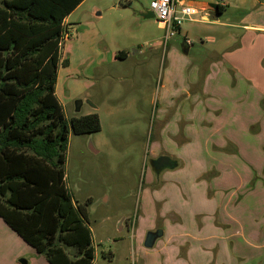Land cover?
Wrapping results in <instances>:
<instances>
[{
  "label": "rangeland",
  "instance_id": "374dc122",
  "mask_svg": "<svg viewBox=\"0 0 264 264\" xmlns=\"http://www.w3.org/2000/svg\"><path fill=\"white\" fill-rule=\"evenodd\" d=\"M103 1L106 2L100 4L101 7L96 9L93 0H88L69 16L74 37L66 42V45L74 50L78 61L75 58L74 67L65 70L71 72V75L73 74L75 85L66 88L62 98L64 110L69 117L97 112L101 120V131L70 134L65 163L66 184L75 203H85L89 200L87 203L88 224L91 227L93 244L96 249L95 264H138L136 260L138 258V252L136 251L138 236L141 229H144L143 227L147 224L142 213L141 200L146 188L149 187V177L153 175L159 181L162 176L167 174L166 176H174L177 179L181 176L183 177L182 180L186 182L182 187L178 185V192L170 195V202L166 205L167 209L176 208L180 200L191 201L190 194L183 190L189 187L191 175L186 173L181 175L183 171H179L181 168L178 169V172L164 169L158 174H153L151 160L154 159L152 157L154 150L159 148L163 153L169 151L174 155L186 153V157L179 159L181 166L182 163L189 165L188 160L194 158L190 156L192 153L194 155L199 154V165L202 157L206 161L209 160L208 146L202 139L184 146L188 141H186L182 125L187 119L193 121L194 116L190 117L191 113L188 112L187 116L184 114L185 120L183 117L179 120L176 119L175 110L179 104L178 99L181 97L179 94L177 98L172 96L173 103H169L172 110L169 113L167 112L168 119L172 118L175 123L178 122V125L170 123L166 128L168 130L166 131L167 135L165 134L176 143H172L170 146L159 142V140H163V137H166L165 135L160 136L161 131L165 129L164 120L166 116L163 114L162 100H159V91L166 87L175 89L176 86L183 85L194 92L198 87H201L203 83L199 82L200 77L193 76V70L194 67L200 64L202 57L208 53L207 47L211 45H201L200 38H206L208 35L218 38L224 33V30H208V26L205 24L206 20L202 18L203 12H200L195 16L200 19V22L187 19L182 24V28L189 32L188 38L193 41L188 53L184 52V37L178 34L171 37L166 46L162 40L161 46L152 51L150 49L154 41H148L147 39L155 35L164 36L165 30L158 25L156 18L146 19L140 15L141 11L135 9V7L141 5L148 9L151 0ZM261 1L262 4L257 3L252 6L251 0H228L229 7L224 14H221L219 21H225L229 25L225 29V33L232 38L228 47L224 46L221 49H216V51L222 50V52L224 48H227L226 51L230 50L232 61L237 60L243 64L249 74H257L254 77L257 83L258 81L264 82V70L260 66V58L264 53V36L259 35L257 37L256 32L252 34L248 32L245 37L247 32L235 26L244 27L243 23L259 21L260 19L264 22V0ZM113 4H116V6L112 7ZM101 11L102 13L98 14ZM89 13L92 19L98 20V23L102 26L105 40L101 46L109 44L111 40L115 43L125 41L128 46L127 50L132 54L134 60L121 67L120 77L111 75L109 73L110 68L105 76L102 68L91 75L90 73L82 75L80 72L82 67L79 64L78 57L84 53L81 46V42L84 41V34L82 33L83 28H78V25ZM136 15L141 18L136 19ZM111 22L115 25H111ZM141 23H145V26ZM108 37H111V40ZM239 40L243 41L239 43ZM241 43L242 46H239ZM171 44L178 50L177 56L168 47ZM189 45H191L190 42ZM64 48L65 45L62 48V54ZM237 48L238 51L234 52ZM139 49H142V53H135ZM168 56H173L175 59L179 57V61L184 63L186 69L183 76L178 75L176 78L165 76ZM164 63L165 66H163ZM63 72L64 70L61 72V77H63ZM196 73L198 74V72ZM110 75L114 77H110ZM259 78H262L263 81ZM138 80L141 81L143 89L146 90V102L143 105L135 100L136 90L134 85ZM66 81L69 82L67 79ZM248 81L254 82L251 78ZM114 88L119 89V95L116 94L117 100L112 102L107 97L110 96L109 94ZM246 92L247 89L241 95L244 100ZM251 96L253 98V94ZM79 99L83 103L80 110L77 111L76 101ZM252 118L253 114L250 111V114H247L241 121L247 122ZM229 129L228 127L227 130ZM231 129L232 135L239 142L244 143V151H241L240 144L236 145L238 141L235 140H232L230 144L228 143V146H233L242 155L245 154L252 161L257 162L259 157L256 155L255 149L258 147L261 149L263 146L264 150V133L263 136L258 137L261 134L260 122L249 125L247 131H244L239 125L232 126ZM196 163L197 161L194 160V165ZM244 172L241 171L242 174ZM205 176L209 179L211 176L209 170L206 171ZM255 176L258 180L264 176V172L263 174L257 173ZM201 180L205 179H199V181ZM262 180L264 182V179ZM195 184L198 185L196 182ZM234 184L233 175H228L226 183L217 182V185L224 186V189L227 190L225 192H234L233 204L235 201V205L238 204L233 208L232 213L239 216L242 224L241 227L238 224H231L228 227L230 233L234 234L236 232L237 237H239L244 233V228L247 226L248 230L253 229L252 232L257 236L263 233L264 238V184L263 188L255 190L254 193L251 192L253 189L247 191L248 184L247 187L242 189H238ZM255 185L251 183L249 186L253 187ZM212 192L208 193L209 198H212ZM177 212L178 210H172L169 216L172 218L175 216L176 218L178 217L176 216ZM251 218H253L252 222ZM137 219L139 223L135 227ZM4 227L7 226L0 218V264H12L14 258H17V264H20L22 260L23 264L27 262L38 264L41 261L38 260V257L43 254H37L16 233L12 234L13 231L9 228V232H5ZM135 232H137V238H135ZM15 237L18 241L15 240ZM235 239L237 238H233L232 241ZM12 250L19 256L11 257L10 252ZM41 257L44 258V255Z\"/></svg>",
  "mask_w": 264,
  "mask_h": 264
},
{
  "label": "crops",
  "instance_id": "0c3cea01",
  "mask_svg": "<svg viewBox=\"0 0 264 264\" xmlns=\"http://www.w3.org/2000/svg\"><path fill=\"white\" fill-rule=\"evenodd\" d=\"M87 1L88 0H83L65 19V24L68 26L71 34L63 44V46L65 45V48L63 49L62 60L67 59L68 65L60 66L56 83V94L62 103L63 108L64 104L62 98L64 97L67 86L70 88L75 85L73 74L71 75V72H66L65 70L73 68L76 61H78L74 50L68 48L66 45V42L74 37L69 16ZM104 2L106 1L93 0V5L97 9L101 7L100 4ZM186 2L198 9L199 12H203L202 18H204L210 10L217 9L216 6L219 5L222 10L221 12L218 11L217 19H207L205 24H207V28L210 31L224 30L223 34L225 35L222 37V34L218 38L213 35H208L206 38H200L201 45H211L210 47H207L208 53L202 57L203 59H201L200 64L194 67L195 71L193 70V76L200 77L199 82L203 83L201 87H198L194 92L183 85L176 86L175 89L166 87L162 91H159V100H162V110L163 114L166 116V119L164 120L165 129L161 131L160 136L167 135V126L170 123H175L172 118L168 119V113L172 110L169 103H173L172 96H176L177 98V96L180 95L181 97L178 99L179 104L175 110L177 115L176 119L179 120L181 117L184 119V114L187 116L188 112L191 113L190 117L194 116L193 121L190 119H184L185 121L182 125V130L186 135V141H188L184 146H188L190 143L202 139V141L208 146L209 160L206 161L200 155L202 160H200L201 164L199 165V154L194 155V153H192L190 156H193L194 158L188 160L189 165L182 163L181 166L179 159H181V157H186V153L174 155L169 151L163 153L159 148L154 150V153L152 154L153 158L167 155L177 161L176 167L167 169L178 172V169L181 168L179 170H183L181 175L184 173L191 175V181H189L191 183L188 184L189 187L183 189L190 194L189 197L191 198V201L185 202L180 200L176 208L167 209L166 205L170 202V195L178 192V185L182 187L186 182L182 180L183 177L181 176L177 179L174 176L168 177L166 176L167 174L162 176L159 181L153 175L149 177V187L146 188L141 200L142 213L145 216L147 224L143 227L144 229H141L139 232L138 246L136 248L138 258L136 260L138 264H264L263 233L257 236L252 232L253 229L248 230L247 226L244 228V233L239 235V237H237L238 234H236V232L234 234L230 233L228 227L231 224H238L239 227H241L242 224L239 216L232 213L233 208L238 204L235 205L236 201L233 204L234 192H225L227 190L224 189V186L217 185V182L226 183L228 175H233L234 185H236L238 189L247 187V184V191L253 189L251 191L252 193L259 188H263L264 182L262 179H264V176L260 177L258 180L255 178L257 177L255 176L257 173L263 174L264 172L263 146L261 149L259 147L255 149V152H257L256 155L259 157V160L256 162L252 161L251 158L245 154L242 155V153H240L239 150H235L233 146H228V143L230 144L232 140L238 141L237 138L232 135V126L239 125L240 128L247 131L249 125L255 122H260L261 134L258 137L263 136L264 82L258 81L257 83L254 78L257 74H249L247 68L243 64L239 63L237 60L232 61V54L230 50L226 51L227 48H224L223 52L222 50L216 51V49H221L224 46L228 47L232 38L225 33V29L229 27V25L225 21H219L221 14H224L229 7L228 0H186ZM257 3L262 4V1L251 0L252 6ZM115 6L116 4L112 5V7ZM135 9L136 11H141L140 13L145 11L144 6L142 5L135 7ZM101 13L102 11L98 12V14ZM136 17V19L141 18L138 15H136ZM191 20L200 22V19L195 16ZM98 22V20L92 19L90 13L85 16L83 21L79 22L78 28H83L82 33L84 34V41L82 40L83 42H81L84 53L78 57L79 64L82 67L80 72L82 75H88L89 73L91 75L94 74L96 70L102 68V72L105 76L108 74L107 71L110 68L109 73L111 75H117V77H120L121 67L131 63L134 59H132L131 52L127 50L128 46L125 41L115 43L112 42L110 39L111 37H108L109 40H111L109 41L110 43L101 46L105 40V35L102 26H100ZM111 23V25H115L113 22ZM157 23L162 27L161 23L158 21ZM141 25L145 26V23H141ZM242 25H244V27H235L244 29L247 32L245 37L248 32L251 34L256 32L258 34L257 37L259 35L264 36V22H262V19L259 21L246 22ZM188 33V30H184L181 27L178 35H182L184 41ZM187 39L191 44L189 47L192 46L193 41L188 38V36ZM147 40L154 41V44L150 49L154 51L157 47L161 46L163 35H155ZM242 41L239 40L238 42L240 43ZM239 46H242V43L241 45L239 44ZM168 47H170L174 52V55L177 56L178 50L176 47L173 44ZM237 51L238 48L234 52ZM135 53H142V49L137 50ZM263 59L264 53L260 58V66L264 70ZM165 63L163 66H165ZM185 69L186 67L182 61H179V57L175 59L173 56H168L165 66L166 77L170 76V78H176L178 75L183 76ZM62 70H64V80L63 77H61ZM174 71L175 74L173 75ZM196 72H198V74ZM111 75L110 77H114ZM249 78L253 79L254 82L248 81ZM66 79L69 80V82L66 81ZM259 80H262V78H259ZM134 88L136 90V102L143 105L146 102V90L143 89L140 80L136 82ZM245 89H247V92L245 93L246 98L244 100L241 95L245 92ZM118 90L119 89L114 88L110 92V96L107 97L109 101L114 102L117 100L116 94L119 95ZM113 94L115 96H111ZM210 94L213 96H208ZM251 94H253V98ZM250 111H252L253 118L247 122L241 121L247 114H250ZM89 113L92 112L86 114ZM65 115L67 119L71 118L66 112ZM185 123L188 124L185 126ZM175 125H178V122H176ZM201 126L203 127L201 128ZM228 127L230 128L229 130H227ZM159 142L169 144L170 146L172 143H176L168 136L163 137V140L161 139ZM237 144H240L241 151H244V143L238 141L236 145ZM194 160L197 161L196 165H194ZM207 170H209V173L211 174L209 179L205 176ZM241 171L245 172L242 174ZM152 173L156 174L153 167ZM199 179L205 180L199 181ZM194 181L198 185H196ZM251 183L256 185L250 187L249 185ZM211 191H213L211 195L212 198H209L208 193ZM172 210H178L176 214L178 217L175 218V216H173L174 218H172L169 216ZM252 220L253 218H251V222ZM2 221L7 226L4 227L5 232L8 233L9 229L12 230L3 219ZM138 223L139 221L137 219L135 227ZM156 229H161L163 235L156 240L153 247L148 248L144 245L146 234L148 231ZM15 233L16 232L13 231L12 234ZM136 233L137 232H135V238H137ZM235 237L237 239L232 241ZM15 240L18 241L16 237ZM22 241L25 242L23 239ZM19 245L22 246L21 244ZM30 248L35 251L33 247ZM36 253L39 254L38 252ZM10 256L16 257L19 256V254L12 250ZM41 256L38 257V260H41L38 264H50L45 256V259ZM16 259L14 258L12 260V264H17L18 261ZM95 263L96 253L93 264ZM20 264H23V260ZM26 264L33 263L27 262Z\"/></svg>",
  "mask_w": 264,
  "mask_h": 264
},
{
  "label": "trees",
  "instance_id": "16d2710c",
  "mask_svg": "<svg viewBox=\"0 0 264 264\" xmlns=\"http://www.w3.org/2000/svg\"><path fill=\"white\" fill-rule=\"evenodd\" d=\"M82 1L0 0V217L50 264L96 253L89 200L74 202L65 163L70 134L99 132L100 116L67 119L56 94L65 19Z\"/></svg>",
  "mask_w": 264,
  "mask_h": 264
},
{
  "label": "built area",
  "instance_id": "2783aa9c",
  "mask_svg": "<svg viewBox=\"0 0 264 264\" xmlns=\"http://www.w3.org/2000/svg\"><path fill=\"white\" fill-rule=\"evenodd\" d=\"M156 20L162 24L165 30L163 36V44L166 46L171 37L180 33L184 20L193 19L199 14V10L189 5L186 0H151L149 7ZM70 34L65 35V39L69 38ZM189 44V40L185 38Z\"/></svg>",
  "mask_w": 264,
  "mask_h": 264
},
{
  "label": "water",
  "instance_id": "95a60500",
  "mask_svg": "<svg viewBox=\"0 0 264 264\" xmlns=\"http://www.w3.org/2000/svg\"><path fill=\"white\" fill-rule=\"evenodd\" d=\"M218 9L215 10H210L207 15L203 18L205 20L209 19V20H215L218 17ZM141 16H143L144 18L148 19V18H155V15L153 13V11L148 8L145 9V11H143L142 13H140ZM183 47H184V52L187 53L189 50V44L184 40L183 41ZM83 101L81 99L76 101V109L77 111L80 110L81 105H82ZM151 165L153 167V169L155 170V172L158 174L160 173L162 170L167 169V168H174L177 166V161L172 159L171 157L167 156V155H161L157 158H154L151 160ZM163 235V231L161 229H156V230H150L147 232L145 240H144V245L148 248H151L154 246L156 240L161 237Z\"/></svg>",
  "mask_w": 264,
  "mask_h": 264
}]
</instances>
